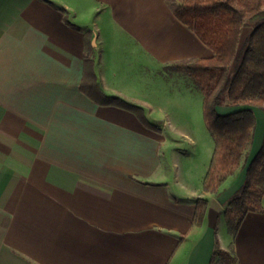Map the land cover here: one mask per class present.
<instances>
[{
    "label": "crops",
    "instance_id": "obj_1",
    "mask_svg": "<svg viewBox=\"0 0 264 264\" xmlns=\"http://www.w3.org/2000/svg\"><path fill=\"white\" fill-rule=\"evenodd\" d=\"M177 1L0 0V264H264V211L236 237L225 217L254 158L208 193L209 142L171 186L176 140L138 96L152 80L167 92L168 77L200 91L172 66L214 53L176 18ZM86 32L104 93L157 129L82 91ZM199 199L209 205L193 226Z\"/></svg>",
    "mask_w": 264,
    "mask_h": 264
},
{
    "label": "trees",
    "instance_id": "obj_2",
    "mask_svg": "<svg viewBox=\"0 0 264 264\" xmlns=\"http://www.w3.org/2000/svg\"><path fill=\"white\" fill-rule=\"evenodd\" d=\"M172 7L176 18L214 53L211 58L172 66L191 76L204 94L203 116L215 149L203 187L214 194L240 169L254 140L257 117L253 108L264 111V0H178ZM245 28L250 32L243 37ZM95 52L92 34L86 32L82 91L100 103L134 111L157 129L147 120L143 108L104 93L96 73ZM226 100L251 108L220 114L217 108ZM263 201L264 141L247 168L244 185L225 212L233 237L249 213L264 211ZM208 205L207 200H198L193 226L204 223ZM218 255L230 254L218 248L215 257Z\"/></svg>",
    "mask_w": 264,
    "mask_h": 264
},
{
    "label": "rangeland",
    "instance_id": "obj_3",
    "mask_svg": "<svg viewBox=\"0 0 264 264\" xmlns=\"http://www.w3.org/2000/svg\"><path fill=\"white\" fill-rule=\"evenodd\" d=\"M249 32L250 29L245 28L242 36H247ZM166 81L168 82L167 92L160 94L158 84L155 83V80H152L150 86L145 84L144 88L142 86L138 88L140 92L138 96L141 99H145V97L150 99L149 96L153 99L152 101L155 106L157 105V108H155L156 111L152 115L167 124V127H165L167 132L176 140V143L166 148V160L172 178L171 186H175L176 178L185 170V165L190 166L197 163V161L199 162V153L204 155L207 152L209 142L213 145V139L206 127L203 116L204 94L201 89L197 87L200 91L191 93L188 79L168 77ZM248 108H250L248 105H233L226 100L224 104L217 108V111L226 115ZM253 109L257 117V129L255 130L254 142H252L245 156L247 161L255 157L262 147L264 139V111L261 108ZM149 113L148 111L145 115L148 116Z\"/></svg>",
    "mask_w": 264,
    "mask_h": 264
}]
</instances>
